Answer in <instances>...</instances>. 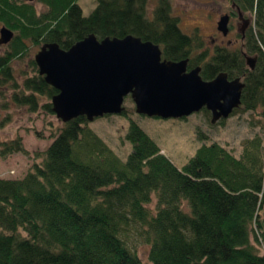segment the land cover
I'll return each instance as SVG.
<instances>
[{"label":"trees","instance_id":"1","mask_svg":"<svg viewBox=\"0 0 264 264\" xmlns=\"http://www.w3.org/2000/svg\"><path fill=\"white\" fill-rule=\"evenodd\" d=\"M38 1L44 12L25 1L0 0V23L17 33L0 58V75L11 77V61L27 50L24 40L67 50L91 34L133 35L159 45L163 59L200 66L203 80L222 72L241 78V106L232 114L260 107L264 117V0H229L255 18L257 34L244 43L247 52L259 55L254 69L241 49L216 47L209 55L203 40L182 31L170 0H160L153 20L146 14L147 0H97L87 17L79 0ZM32 66L34 75L13 101L31 112L54 113L51 104L38 105L37 96L52 99L58 91L39 75L34 60ZM51 137L38 154L41 164L24 178L0 179V264H144L125 241L135 230L150 246L148 264H264L260 139L248 140L240 158L218 144L203 145L178 168L132 120L125 136L132 150L125 161L84 116L63 123ZM2 149L3 156L27 153L21 138Z\"/></svg>","mask_w":264,"mask_h":264},{"label":"rangeland","instance_id":"2","mask_svg":"<svg viewBox=\"0 0 264 264\" xmlns=\"http://www.w3.org/2000/svg\"><path fill=\"white\" fill-rule=\"evenodd\" d=\"M170 1L173 16L179 19L182 31L203 40V46L209 49V55H212L216 47H222L228 51L241 49L243 43L239 32L241 21L229 0ZM159 2L160 0H147L146 14L149 20L155 17ZM28 3L32 4L36 13L46 10L38 0ZM79 5L83 15L87 17L95 9L97 0H79ZM224 15L230 16L227 36L217 29L218 22ZM244 17L251 20L247 37L251 34L255 36L257 34L255 18L249 13H245ZM3 26L5 25L0 23V29ZM16 34L14 32V36ZM24 42L27 50L10 63L11 77L0 75V179L3 180L22 179L34 165L41 164L43 159L38 154L49 147L52 142L51 135L57 133L63 125L54 113L44 108L31 112L29 107L18 106L19 104L13 101V95L20 92L23 81L34 75L35 68L32 62L40 50V47L32 41L24 40ZM10 49L9 44L0 45V58L8 55ZM244 50L248 56L259 58L258 54L249 53L246 48ZM260 61L264 63V58ZM37 99L38 105L51 104V99L47 96H37ZM124 107L126 116H123V113L109 115L89 122V127L122 161L126 160L132 150L131 144L125 138L131 120L154 140L161 153L178 168L183 167L194 157L203 145L218 144L236 158L241 157L248 140L260 139L264 149V117L260 107L254 112L241 110L231 114L223 124L214 125L211 123V113L203 110L182 119L150 118L137 114L130 96L125 99ZM16 138L22 139L27 153L3 156V144ZM156 202L157 199L154 197L149 205L152 212L156 208ZM136 231H131L128 238L124 236L121 238H126L129 248L137 251L143 263L148 264L150 246L139 238Z\"/></svg>","mask_w":264,"mask_h":264},{"label":"water","instance_id":"3","mask_svg":"<svg viewBox=\"0 0 264 264\" xmlns=\"http://www.w3.org/2000/svg\"><path fill=\"white\" fill-rule=\"evenodd\" d=\"M236 12L242 23L239 32L244 35L251 20L240 9ZM229 21L230 16L224 15L218 22L217 29L224 36L229 34ZM13 37L8 27L0 29V45L9 44ZM245 58L254 69L257 58ZM34 61L39 75L58 91L51 105L63 123L82 116L93 122L121 115L130 96L139 115L182 119L206 109L216 124L241 106L245 88L241 78L229 79L225 72L203 80L200 66L188 70V59H163L159 45L133 35L98 39L91 34L67 50L58 43H46Z\"/></svg>","mask_w":264,"mask_h":264},{"label":"flooded vegetation","instance_id":"4","mask_svg":"<svg viewBox=\"0 0 264 264\" xmlns=\"http://www.w3.org/2000/svg\"><path fill=\"white\" fill-rule=\"evenodd\" d=\"M241 26H242V23L240 24ZM240 26V27H241ZM250 26V25H249ZM248 26V28L246 29V31H245V33H244V35L243 34H241V40L243 41V43H242V45H241V52H242V54L244 55V57H245V55H247L248 56V54L246 53V52H244L243 50H244V43H245V41H246V39H247V35H248V32H249V27ZM162 58H163V56H162ZM167 60V59H166ZM245 61H246V58H245ZM246 64H247V61H246ZM190 69H192V68H189V60H188V70H190Z\"/></svg>","mask_w":264,"mask_h":264},{"label":"bare ground","instance_id":"5","mask_svg":"<svg viewBox=\"0 0 264 264\" xmlns=\"http://www.w3.org/2000/svg\"><path fill=\"white\" fill-rule=\"evenodd\" d=\"M220 122V121H219ZM214 125V124H213Z\"/></svg>","mask_w":264,"mask_h":264}]
</instances>
